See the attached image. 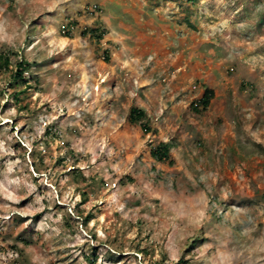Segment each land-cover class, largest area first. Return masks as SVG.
Listing matches in <instances>:
<instances>
[{"label":"rangeland","instance_id":"obj_1","mask_svg":"<svg viewBox=\"0 0 264 264\" xmlns=\"http://www.w3.org/2000/svg\"><path fill=\"white\" fill-rule=\"evenodd\" d=\"M0 55V264H264V0H0Z\"/></svg>","mask_w":264,"mask_h":264},{"label":"trees","instance_id":"obj_2","mask_svg":"<svg viewBox=\"0 0 264 264\" xmlns=\"http://www.w3.org/2000/svg\"><path fill=\"white\" fill-rule=\"evenodd\" d=\"M90 8H92L91 10L93 12H95L96 7L91 6ZM63 25H65L64 28H62ZM75 25H76V23L72 19H70L68 21H64V23L60 25V32L63 34L64 37L70 38L72 35V29H75L74 28ZM88 32L90 33L89 35L93 36V38H96L98 41H100L103 38L104 31L100 30L99 27L94 28V29H90V30H85V32L82 31V33L84 35L88 34ZM105 59L108 60L107 53H105ZM10 64L11 63H10V56L9 55H7V56L0 55V69H3L5 71L7 69L9 70ZM14 67H15L14 71L11 72L12 83L15 84L16 86H22L23 88H27V85H29V83L24 78V73L29 71L30 65L26 61L20 60V61H16ZM18 94L19 93L14 92V97L18 98ZM212 98H213L212 90L205 88L203 93H202V96L197 101V103L192 104V109L194 111H197L198 107L201 109H206L209 106ZM145 118H146V114H145L144 110L139 109V108H131L129 110L128 120L130 123H132V124L140 123ZM141 128L143 129V132L146 134H148L151 131L149 125L144 124V123L141 124ZM49 132H51V130L49 128H47L45 130V135L49 136ZM53 135H54V133H53ZM56 136H57V134H56ZM172 144H173L172 142L158 143L153 149L150 150L151 157L157 162H160V163L168 162V163L172 164L173 159L170 155V151L173 148ZM72 173L78 174V175L80 174L79 172H77L75 170Z\"/></svg>","mask_w":264,"mask_h":264},{"label":"clouds","instance_id":"obj_3","mask_svg":"<svg viewBox=\"0 0 264 264\" xmlns=\"http://www.w3.org/2000/svg\"><path fill=\"white\" fill-rule=\"evenodd\" d=\"M66 20L68 21V20H70V19H65V21H66ZM72 30H74V29H72Z\"/></svg>","mask_w":264,"mask_h":264},{"label":"built area","instance_id":"obj_4","mask_svg":"<svg viewBox=\"0 0 264 264\" xmlns=\"http://www.w3.org/2000/svg\"><path fill=\"white\" fill-rule=\"evenodd\" d=\"M66 21H67V20H66ZM64 27H65V25L62 26V28H64Z\"/></svg>","mask_w":264,"mask_h":264}]
</instances>
